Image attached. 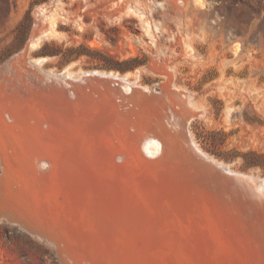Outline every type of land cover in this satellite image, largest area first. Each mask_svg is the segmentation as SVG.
<instances>
[{"label": "rangeland", "instance_id": "374dc122", "mask_svg": "<svg viewBox=\"0 0 264 264\" xmlns=\"http://www.w3.org/2000/svg\"><path fill=\"white\" fill-rule=\"evenodd\" d=\"M40 32L51 34L39 48L27 50L30 38ZM39 58L46 60L33 69L31 61ZM68 70L114 72L127 79L117 86L113 79L97 76L103 83L74 79L68 86L61 82ZM50 71L60 82L46 80L47 75L55 77ZM7 115H16V128ZM0 123L14 129L0 128V150L7 152L4 157L0 153V264H154L138 245L149 229L165 228L181 235L168 264H184L180 256L189 264L184 250L201 264H264V0H0ZM149 133L169 138L163 160L146 156L143 147ZM189 135L213 160L199 157L188 146ZM125 149L142 159L127 162L120 157ZM66 150H73L69 160L76 159L79 170L73 192L59 183L56 173L54 177L41 168L44 156L54 161L57 156L68 158ZM216 162L231 171L218 168ZM111 164L132 169V178L115 179ZM129 179L136 182L134 187ZM110 182L122 189L110 211L124 212L127 219L90 216L88 209L103 200L98 194ZM141 182L152 187L154 194L145 190L154 201ZM131 187L143 196L132 195ZM124 188L131 194H124ZM157 190L164 196H154ZM144 196L151 203L148 209ZM33 209L38 211L35 215ZM12 213L16 215L10 219ZM20 214L27 221L30 216L38 219L25 223ZM208 229L212 232L207 236ZM51 241L62 245L57 249Z\"/></svg>", "mask_w": 264, "mask_h": 264}, {"label": "bare ground", "instance_id": "6f19581e", "mask_svg": "<svg viewBox=\"0 0 264 264\" xmlns=\"http://www.w3.org/2000/svg\"><path fill=\"white\" fill-rule=\"evenodd\" d=\"M53 17V16H52ZM54 18V17H53ZM48 21H50V20H48ZM55 22V21H54ZM53 26V25H52ZM52 31H54V29H52ZM52 31H51V33H52ZM50 32H40L39 34H36V35H33L31 38H30V40H29V42H28V45H27V50H34V49H37V48H39V46L41 45V43H42V41L46 38L47 39V37H49L50 36V34H51ZM53 35H55V34H53ZM26 52V51H25ZM46 59L44 58H39V59H35V60H32L31 61V66H34V68L33 69H35V67H39V65L40 64H42V62H44ZM29 63V62H28ZM30 66V65H29ZM42 66V65H41ZM31 68V67H30ZM51 72V71H50ZM53 72V71H52ZM51 72V73H52ZM42 73H44V72H42ZM63 73H64V75H63ZM62 74H60L59 76L61 77L62 75V80H61V82H64V84H66V85H72L73 83H71V81H73L74 79H80L81 80V82H86L87 80H91V81H93L97 76H99V77H103V78H107V79H109V78H111V79H113L112 81L113 82H115V84H117V86H118V83H116V82H122L123 80H124V78H126V77H119V75L117 74H115L114 72L113 73H108L107 71L106 72H102V71H88V72H84V71H79V72H71V71H69L68 70V72H63ZM53 75L54 74H56V73H52ZM59 74V73H58ZM37 75V74H36ZM40 75V74H39ZM55 77H53V76H51V75H47V79L46 80H52L53 81V79L54 80H57V81H59L58 79H57V75H54ZM43 77V76H42ZM86 77H89L88 79L86 78ZM37 78H38V76H37ZM59 78V77H58ZM91 78V79H90ZM103 78H101V79H103ZM97 80H100V78L98 79V78H96ZM95 79V80H96ZM127 79V78H126ZM79 80V81H80ZM94 80V81H95ZM47 81V82H48ZM93 81V82H94ZM101 81V80H100ZM105 81V80H104ZM111 81V82H112ZM46 82V83H47ZM50 82V81H49ZM60 82V81H59ZM102 82V81H101ZM129 82H131V81H129ZM133 82V81H132ZM57 82H55V84H56ZM103 83V82H102ZM101 83V84H102ZM108 83V82H107ZM137 84V83H136ZM83 85V84H82ZM50 86H51V84H50ZM77 86V85H76ZM78 86H79V84H78ZM84 86V85H83ZM86 86V85H85ZM130 86H131V84H130ZM138 86V85H137ZM25 87V86H24ZM49 87V86H48ZM102 87V86H101ZM106 87V86H105ZM140 87V86H139ZM126 88V91H130L129 89L131 88H128V87H125ZM133 88V87H132ZM40 89V88H39ZM80 89V88H79ZM86 89V88H85ZM102 89V88H101ZM75 91V90H74ZM84 91V90H83ZM25 92V91H24ZM73 92V91H72ZM131 92V91H130ZM55 93V92H54ZM123 93V92H122ZM138 94V93H137ZM146 94V93H145ZM45 95V94H44ZM113 95V94H112ZM87 96V95H86ZM133 96V95H132ZM136 96V95H135ZM41 97V96H40ZM53 97V96H52ZM65 97L66 96H64V100H65ZM78 97V96H77ZM54 98V97H53ZM76 98V97H75ZM88 98H89V96H88ZM19 99V98H18ZM46 99V98H45ZM60 99V98H59ZM137 99V98H136ZM50 100V99H49ZM64 100H62L63 102H64ZM66 100H67V98H66ZM74 100V99H73ZM111 100V99H110ZM59 101V100H58ZM172 101V100H171ZM30 102V101H29ZM62 102V103H63ZM69 102H70V100H69ZM126 102V101H125ZM141 102V101H140ZM167 102H169V101H167ZM60 103H61V101H60ZM66 103H67V101H66ZM77 103V102H76ZM75 103V104H76ZM175 103V102H174ZM50 105H51V103H49ZM65 104V103H64ZM74 104V103H73ZM74 104V105H75ZM59 105V104H58ZM61 105V104H60ZM82 105V104H81ZM80 105V106H81ZM173 105V104H172ZM63 106V105H62ZM76 106V105H75ZM85 106H86V104H85ZM144 106V105H143ZM55 108H56V106H55ZM70 108V107H69ZM75 108V107H74ZM148 109V108H147ZM151 110V109H150ZM198 110V109H197ZM66 111V110H65ZM100 111V110H99ZM15 112V111H14ZM70 112V111H69ZM230 112V111H229ZM80 113V112H79ZM154 113V112H153ZM31 114V113H30ZM71 114H72V112H71ZM14 115V114H13ZM13 115L11 116V115H7V119H8V123H10V121L12 122V126L13 125H15V127L14 128H16V123H14L13 122V119H16V115L14 116V118H13ZM34 115H36V114H34ZM41 115V114H40ZM68 115V114H67ZM88 115V114H87ZM167 116V115H166ZM1 117H2V115H1ZM91 117H92V115H91ZM114 118H116V117H114ZM167 118V117H166ZM74 119H75V117H74ZM93 119V118H92ZM95 119H96V117H95ZM99 119V118H98ZM1 120H2V118H1ZM10 120V121H9ZM72 120H73V118H72ZM84 120H86V119H84ZM3 121H4V119H3ZM62 121V120H61ZM65 121H69L68 119L67 120H65ZM80 121V120H79ZM5 122V121H4ZM38 122V121H37ZM67 122H65V123H67ZM73 122H77V120L76 121H74L73 120ZM81 122V121H80ZM84 122V121H83ZM82 122V123H83ZM89 122V121H88ZM92 122V121H91ZM93 122H94V120H93ZM108 122V121H107ZM111 122V121H110ZM109 122V123H110ZM2 123V122H1ZM0 123V124H1ZM18 123H20V122H18ZM72 123V122H71ZM99 123V122H98ZM69 124H70V122H69ZM90 124V123H89ZM88 124V125H89ZM156 124V123H155ZM3 125V124H2ZM6 125H7V122H6ZM5 124L3 125V126H0V128L1 127H3V128H7V127H4V126H6ZM10 125V124H9ZM71 125V124H70ZM73 125V124H72ZM83 125H84V123H83ZM82 124H81V126H83ZM87 123H85V128L87 129ZM91 125V124H90ZM94 125V123L92 124V126ZM118 125V124H117ZM120 125V124H119ZM8 126V125H7ZM66 126H68L67 124H66ZM74 126V125H73ZM72 126V128H75V131H76V127H73ZM106 126H107V124H106ZM10 127V126H9ZM8 127V128H9ZM69 127V126H68ZM71 127V126H70ZM69 127V128H70ZM79 127V126H78ZM108 127H109V125H108ZM10 128H12V127H10ZM9 128V129H10ZM64 128V127H63ZM72 128H70V130H72ZM83 128V127H82ZM84 128V129H85ZM89 128H91V126L89 127ZM94 128V127H93ZM96 128V127H95ZM94 128V129H95ZM9 129H6L7 131L9 130ZM13 129V128H12ZM62 129V128H61ZM65 129H68V128H65ZM83 129V130H84ZM85 129V130H86ZM183 129V128H182ZM0 130H3V129H0ZM11 130V129H10ZM82 130V132H84ZM87 130H89V131H92V130H90V129H87ZM102 130V129H101ZM4 131V130H3ZM98 131V130H97ZM1 132V131H0ZM12 132H14V129L12 130ZM11 132V133H12ZM48 132V131H47ZM67 133L66 134H68V131H66ZM70 132V131H69ZM79 132V131H78ZM100 132V131H99ZM98 132V133H99ZM3 133V132H2ZM39 133H41V132H39ZM43 133V132H42ZM76 133V132H75ZM81 133V132H80ZM80 133H76L77 134V136H79V134ZM88 133V132H87ZM101 133V132H100ZM99 133V134H100ZM109 133V132H108ZM38 133H36V135H37ZM64 134V133H63ZM66 134H64V135H66ZM70 134V133H69ZM73 134V133H72ZM94 134H95V132L93 133V136H94ZM106 134V133H105ZM104 134V135H105ZM63 135V136H64ZM86 135V134H85ZM91 135H92V133H91ZM96 135V134H95ZM191 135V134H190ZM189 135V136H190ZM60 136V135H59ZM73 136V135H72ZM75 136V135H74ZM87 136V135H86ZM0 137H1V135H0ZM58 137V136H57ZM76 137V136H75ZM75 137H72V138H75ZM88 137H89V133H88ZM96 137H97V135H96ZM100 137H101V135H100ZM104 137V136H103ZM102 137V138H103ZM131 137V136H130ZM71 138V139H72ZM80 138H81V136H80ZM87 138V137H86ZM85 138V139H86ZM95 138V137H94ZM0 139H2V138H0ZM61 139V138H60ZM142 139V138H141ZM6 140H7V138H6ZM66 140V139H65ZM64 140V141H65ZM75 139H73V141H74ZM82 140V139H81ZM87 140H88V138H87ZM99 140V139H98ZM127 140V139H126ZM186 141H187V143H188V146H190L191 148H193L197 153H199L200 155H199V157L200 156H204V157H206V159H208V160H213L209 155H207L197 144H196V142H195V140L192 138V136H190L189 138L188 137H186V139H185ZM66 141H69L68 139L66 140ZM70 141H72V140H70ZM79 141V140H78ZM90 141V140H89ZM100 141V140H99ZM98 141V144L99 145H101L100 144V142ZM135 141V140H134ZM35 142V141H34ZM80 142V141H79ZM82 142V141H81ZM101 142H103V140L101 141ZM127 142V141H126ZM78 143V142H77ZM89 143V142H88ZM30 144V143H29ZM28 144V145H29ZM34 144V143H33ZM70 144H73V143H70ZM82 144V143H81ZM92 144V143H91ZM133 144H135L134 142H133ZM138 144V143H137ZM136 144V145H137ZM179 144V143H178ZM0 145H2V143H0ZM84 145H88V144H84ZM127 145V144H126ZM141 145V144H140ZM4 146V145H3ZM32 146V145H31ZM36 146V145H35ZM59 146V145H58ZM58 146H56V147H58ZM92 147H93V145H91ZM95 146H96V144H95ZM98 146V145H97ZM129 145H127V147H128ZM168 146H170V140H169V138H165L164 136H161V134L159 135V134H157V133H149V137H148V135H147V138L145 139V141H144V151H145V153L147 154L146 156H148V158L150 157V158H152V159H154L155 160V162L156 161H159V160H163V158L162 157H164V156H166V153L168 152ZM34 147V146H33ZM32 147V148H33ZM88 148L90 147V146H87ZM115 147V146H114ZM120 147V146H119ZM122 147V146H121ZM120 147V148H121ZM130 147V146H129ZM135 147V146H134ZM137 147H139V146H137ZM137 147L135 148V149H137ZM1 148H3V147H1ZM0 148V149H1ZM5 148V147H4ZM37 148V147H36ZM40 148V147H39ZM53 148H55V147H53ZM59 148H61L62 149V146L60 147L59 146ZM69 148V147H68ZM91 148V147H90ZM119 148V149H120ZM57 149V148H56ZM72 149V148H71ZM74 149V148H73ZM78 149V148H77ZM108 149V148H107ZM122 149V148H121ZM139 149V148H138ZM137 149V150H138ZM33 150H35V148L33 149ZM37 150V149H36ZM54 150V152H55V149H53ZM63 150V149H62ZM84 150V149H83ZM88 150V149H87ZM43 151V150H42ZM47 151H49L48 149H47ZM57 151V150H56ZM60 151V153L61 152H64L65 153V151L63 150V151H61V150H59ZM69 151V150H68ZM67 150H66V152H67V156H68V158L66 157V158H63L62 159V156H57L58 157V160H56V161H54L55 159H52V157H50V159L49 158H47V156H48V152L46 153L45 151H43V153L45 152L46 153V155L47 156H44L46 159H44V160H42L41 161V168H43V170H46V172L47 173H52V175H54V177H55V173H56V175H58L59 176V178L61 179H58V180H60L61 182H59V183H62L63 182V184L67 187V189H68V192H71L72 191V188H73V186H74V183H76L75 182V179L78 177L77 175H78V171L79 170H77L76 169V164H75V162H76V159H74L73 161H71V159L69 160V156L73 153V150L71 151L72 153H70V151L68 152ZM82 151V150H81ZM120 151H122V150H120ZM3 152H6L5 150L4 151H2V153H1V150H0V153L2 154V156L4 157V155H3ZM32 152V151H31ZM51 152H53V151H50L49 153H51ZM58 152V151H57ZM89 152V151H88ZM7 153V152H6ZM33 153V152H32ZM39 153H41V152H39ZM42 153V154H43ZM44 153V154H45ZM59 153V154H60ZM95 153V152H94ZM122 153V154H121ZM120 154V157H122V158H125L126 159V161L127 162H134V161H138V159H142V157H140L139 155H137L138 153L136 152V154H134L135 152H133V151H131V150H127V149H125V150H123L122 152H121ZM140 153V152H139ZM55 154V156H56V153H54ZM58 154V155H59ZM66 154V153H65ZM83 154H88L89 155V153H86V152H84ZM118 154V153H117ZM116 154V155H117ZM7 155V154H6ZM13 155V154H12ZM11 155V156H12ZM61 155V154H60ZM74 156H75V154H73ZM114 155L115 154H113V157H114ZM33 156V155H32ZM55 156H54V158H55ZM109 156V155H108ZM119 156V155H118ZM178 156V155H177ZM7 157V156H6ZM40 157V156H39ZM61 157V158H60ZM2 157H1V155H0V159H1ZM8 158V157H7ZM12 158H14L13 156H12ZM34 157H32V159H33ZM38 158V157H37ZM36 158V159H37ZM43 158V157H42ZM90 158V157H89ZM121 158V159H122ZM198 158V157H197ZM6 159V158H5ZM9 159H10V156H9ZM8 159V160H9ZM52 159V160H51ZM57 159V158H56ZM93 159H95V158H93ZM109 159V158H108ZM111 159H115V158H111ZM111 159H109V161L111 160ZM201 159H203V158H201ZM2 160H3V158H2ZM7 160V161H8ZM12 160V159H11ZM35 160V159H34ZM147 160V159H146ZM145 160V161H146ZM183 160V159H182ZM181 160V161H182ZM7 161L5 160V162L7 163ZM40 161V160H39ZM118 161V160H117ZM117 161H111V162H117ZM188 161V160H187ZM186 161V162H187ZM17 162V161H16ZM23 163H24V161H22ZM90 162V161H89ZM94 162V161H93ZM122 162V161H121ZM144 162V161H143ZM152 162H154V161H152ZM10 163V162H9ZM39 163V162H38ZM37 163V164H38ZM107 163H108V161H107ZM118 163H120V162H118ZM122 163H124V162H122ZM121 163V164H122ZM145 163V162H144ZM147 163V162H146ZM161 163V162H160ZM159 163V164H160ZM162 163H164V161L162 162ZM8 164V163H7ZM16 164V163H15ZM91 164V163H90ZM125 164H127L126 162H125ZM133 164V163H132ZM131 164V165H132ZM18 165V164H17ZM125 166V165H124ZM134 166V165H133ZM140 166V165H139ZM143 166V165H142ZM148 166H150V165H148ZM216 166H218V168H223V169H225V170H229V171H231L229 168H228V166L227 165H224L223 163H219V162H216ZM33 167V166H32ZM90 167H91V165H90ZM93 167V166H92ZM108 167V166H107ZM109 167L111 168L110 170H111V172H112V175L114 176V178L115 179H123L124 178V175L125 176H129V177H131L132 178V176H130L131 174H129L131 171H132V169H130L131 171L129 172V169H124V168H122L121 167V165H120V167H117L115 164H111V165H109ZM145 167V166H144ZM151 168V167H150ZM153 168V167H152ZM214 168V167H213ZM217 168V167H216ZM36 169L38 170L39 168L37 167V165H36ZM109 168H107V170H108ZM36 170V171H37ZM95 170H97V169H95ZM149 170V169H148ZM152 170V169H151ZM154 170V169H153ZM39 171H40V169H39ZM100 171V170H99ZM145 171V170H144ZM38 172V171H37ZM45 172V173H46ZM95 172H98V171H95ZM101 172V171H100ZM153 172V171H152ZM5 173H7V172H5ZM40 172H38V174H39ZM44 173V172H43ZM42 172H41V176H42V174H43ZM136 173V172H135ZM154 173V172H153ZM152 173V174H153ZM36 174V173H35ZM102 174V173H101ZM151 174V175H152ZM215 174V173H214ZM44 175V174H43ZM48 175L49 174H45V176H47L48 177ZM89 175V174H88ZM138 175V174H137ZM142 175V174H141ZM236 175V174H235ZM237 175H239V174H237ZM37 176H40V175H37ZM85 176V175H84ZM103 176V175H102ZM107 176V175H106ZM112 176V177H113ZM198 176V175H197ZM211 176V175H210ZM44 177V176H43ZM49 177H50V175H49ZM52 178H51V184H52V180H54V178H53V176H51ZM57 177V176H56ZM82 177V176H81ZM81 177H79V178H81ZM90 177H92V176H86L85 178H90ZM97 177V176H96ZM160 177V176H159ZM201 177V176H200ZM204 177V176H203ZM40 178V177H39ZM38 178V179H39ZM46 178V177H45ZM44 178V179H45ZM58 178V177H57ZM100 178V177H99ZM114 178L112 179V180H114ZM127 178V177H126ZM125 178V179H126ZM143 178H145V177H143ZM151 178V177H150ZM154 178V177H153ZM158 178V177H157ZM202 178V177H201ZM50 179V178H49ZM48 179V180H49ZM56 179V178H55ZM82 179V178H81ZM125 179H123V180H125ZM135 179H138V177L137 178H135ZM134 178H133V180L132 181H134L135 180ZM139 179H141V178H139ZM139 179L137 180V181H139ZM146 180H147V177L145 178ZM145 179H142V180H144V182L146 181ZM40 180H41V178H40ZM46 181H48L47 179H45ZM44 180V181H45ZM89 179H87V181H88ZM150 180V179H149ZM148 180V181H149ZM43 181V180H42ZM46 181H45V183H46ZM90 181V180H89ZM128 181H130L131 183H132V185L134 184V183H136V182H132L130 179L128 180ZM136 181V180H135ZM141 181V180H140ZM139 181V182H140ZM147 181V182H148ZM208 181V180H207ZM56 182V181H55ZM57 182V183H58ZM122 182V181H121ZM125 182H127V181H125ZM217 182V181H216ZM222 182V181H221ZM234 182V181H233ZM49 183L50 182H47L46 184L47 185H49ZM77 183H78V180H77ZM86 183V182H85ZM111 183V182H110ZM123 183V182H122ZM121 183V184H122ZM130 183V184H131ZM138 183V182H137ZM142 183V182H141ZM146 183V182H145ZM145 183H142V184H145ZM257 183V182H256ZM55 184V183H54ZM54 184H53V186H54ZM63 184H60V186L61 185H63ZM88 184V183H87ZM100 184L102 185L103 183L102 182H100ZM108 184V183H107ZM130 184H129V187H130ZM148 185L147 186H149L150 187V185H149V183H147ZM240 184V183H239ZM46 185V186H47ZM56 185V184H55ZM58 185V184H57ZM89 185V184H88ZM128 185V184H127ZM136 185V184H135ZM140 185V184H139ZM79 186V185H78ZM92 186V185H91ZM108 186V185H107ZM123 186H125V185H122V187ZM138 186V185H137ZM144 186V185H143ZM146 186V184H145V187H144V191H143V188H141V187H139V188H141L142 190H140V189H136V191H135V188H133L134 187V185H133V187H131L130 189L131 190H129L130 192L132 191V188H133V191H132V195H134L133 193L135 192V195L138 197V195L140 194V192H139V190L140 191H143V192H145L146 193V195L149 197V199H150V201L151 200H153V199H151L150 198V196H149V193H147L146 192V188H147V191L149 192V191H151L152 192V187H150V189L151 190H149V187H147ZM214 186V185H213ZM17 187V186H16ZM62 187V186H61ZM76 187V186H75ZM88 187V186H87ZM103 187V190H102V192H99V198L100 199H103L102 201H98L97 203H98V205L100 206L98 209H97V206L94 208L91 204H95V203H92V201L91 202H87L88 204L90 203V205H91V207H90V209H88L89 210V212H90V216L91 217H95V218H98L97 220H101V219H103L104 218V216L105 215H107L109 218H111V219H113V220H118V219H120V220H122L123 218L124 219H127V218H129V216L126 214V213H124L123 212V214H112L111 213V211H110V208H112V207H115L116 206V200L115 199H118V197H119V188L117 189V187L115 188L114 186H113V183H111V186H109V187H104V186H102ZM128 186H126V188H127ZM210 187V186H209ZM240 187V186H239ZM60 188V187H59ZM63 188V187H62ZM126 188H124L125 190H124V194L126 193V194H128L127 192H125V191H128ZM261 188V187H260ZM259 188V189H260ZM66 189V188H65ZM90 189V188H89ZM94 189V188H93ZM93 189L91 188V190L89 191V192H91V191H93ZM77 190V189H76ZM222 190V189H221ZM229 190V189H228ZM67 191V190H66ZM121 191H122V189H121ZM120 191V192H121ZM128 191V192H129ZM73 192V191H72ZM79 192V191H78ZM97 191H95V193H96ZM129 192V194H131ZM137 192H139V193H137ZM160 191L159 190H157V191H155V193H158V194H156V195H154V196H161L160 194L161 193H159ZM254 192V191H253ZM82 193V192H81ZM153 193V192H152ZM163 193V192H162ZM167 193V192H166ZM29 194V193H28ZM128 194V195H129ZM154 194V193H153ZM206 194V193H205ZM90 195H91V193H90ZM131 195V196H132ZM134 195V196H135ZM167 195V194H166ZM140 197H142L143 196V193H142V196L141 195H139ZM162 196H164V195H162ZM161 196V197H162ZM86 197V196H85ZM87 197H88V194H87ZM148 197L146 198L145 196L143 197L144 199H143V206H145V208H149V204H151L149 201H147V199H148ZM238 197V196H237ZM81 198H82V196H81ZM90 198H92V197H90ZM130 200H132L130 197H128ZM134 198V197H133ZM158 199H159V197H157ZM211 198H213V197H211ZM54 199V198H53ZM64 199V198H63ZM121 199V198H120ZM214 199V198H213ZM217 199V198H216ZM225 199V198H224ZM66 200V199H65ZM72 200H73V198H72ZM75 200V199H74ZM78 200V199H77ZM76 200V201H77ZM138 200V199H137ZM137 200H136V198H135V201H134V203L136 204V202H137ZM160 200H162L161 198H160ZM164 200V199H163ZM168 200V199H167ZM243 200H244V198H243ZM12 201V199L10 200V202ZM63 201V200H62ZM81 201V200H80ZM85 201V200H84ZM139 201H140V199H139ZM154 201V200H153ZM165 201V200H164ZM258 201V200H257ZM9 202V203H10ZM33 202H36V201H33ZM38 203H40L39 201H37ZM55 202V201H54ZM58 201H56V203H57ZM65 202V201H64ZM128 202H130L129 200H128ZM162 202V201H161ZM186 202V201H185ZM13 203V202H12ZM15 203V202H14ZM20 203V202H19ZM37 203V204H38ZM51 202H49V204H50ZM52 203H53V200H52ZM96 203V204H97ZM131 203V202H130ZM133 202H132V204H134ZM164 203V202H163ZM165 203H167V202H165ZM219 203H220V201H219ZM30 204H32V203H30ZM34 204L35 203H33V205L31 206V208L33 207V208H35V206H34ZM36 204V205H37ZM44 204V203H43ZM46 204H48V203H46ZM68 204V203H67ZM70 205H68L67 207H68V209H69V206H72L71 204V202L69 203ZM95 204V205H96ZM170 204L172 205V203L170 202ZM175 202H173V205L175 206ZM184 204H186V203H184ZM242 204V203H241ZM16 205V204H15ZM14 204L12 205V206H15ZM21 204H19V207H21L20 206ZM28 205V204H27ZM53 206L55 205V204H52ZM51 205V206H52ZM131 205V204H130ZM137 205H138V203H137ZM168 205H169V203H168ZM178 205H180V203L178 204ZM190 205V204H189ZM18 206V205H17ZM26 206V205H25ZM25 206H24V209H25ZM29 206V205H28ZM27 206V207H28ZM38 206V205H37ZM43 206V205H42ZM44 206H48V205H45L44 204ZM43 206V207H44ZM50 206V205H49ZM127 206H129V205H127ZM132 206H134V205H132ZM132 206H130L129 208H131L132 209ZM140 206V205H139ZM137 206L138 208H140V207H142V206ZM188 205H186V206H184V207H187ZM202 206H203V204H202ZM210 206H212V205H210ZM220 206V205H219ZM41 207V206H40ZM39 207V208H40ZM43 207L41 208V210H43ZM55 207V206H54ZM65 207V206H64ZM85 207H86V205H85ZM125 207V206H124ZM171 207H173V206H171ZM178 207H180V206H178ZM196 207V206H195ZM15 208H17V207H15ZM22 208H23V206H22ZM37 208V207H36ZM46 208H50V207H46ZM63 208V207H62ZM128 208V209H129ZM137 208V209H138ZM169 208V207H168ZM176 208V207H175ZM180 208H182V206L180 207ZM189 208H191L190 206H189ZM187 209L186 211H188V210H190V209ZM197 208H198V206H197ZM8 209V208H7ZM27 209V208H26ZM30 209V208H29ZM29 209H28V211H29ZM38 209V208H37ZM51 209H52V207H51ZM97 209V210H96ZM144 209V208H143ZM172 209V208H171ZM177 209V208H176ZM196 209V208H195ZM207 209V208H206ZM23 210V209H22ZM35 209H33L32 211H34ZM39 210V209H38ZM41 210L39 211V213L41 212ZM47 210V209H46ZM45 210V211H46ZM140 210V209H139ZM138 210V211H139ZM146 210V209H145ZM175 210V209H174ZM179 210V209H178ZM181 210V209H180ZM182 210H183V208H182ZM240 210V209H239ZM15 211V210H14ZM21 211V210H20ZM31 211V210H30ZM44 211V210H43ZM133 211H136V210H133ZM138 211H136V212H138ZM141 211H143V210H141ZM183 211H185V210H183ZM201 211V210H200ZM207 212H208V210H206ZM218 211V210H217ZM220 211V210H219ZM11 212V211H10ZM24 212V211H23ZM22 211H21V213H23ZM25 212H27V211H25ZM35 212H38V211H34V212H32V215H35L34 213ZM132 212V211H131ZM147 212V211H146ZM181 212V211H180ZM193 212V211H192ZM191 212V213H192ZM205 212V211H204ZM206 212V213H207ZM221 212V211H220ZM15 213H16V211H15ZM13 214L12 213V216H10V219H11V217H13V215H16V214ZM28 213V212H27ZM27 213H25V214H27ZM43 213L44 212H41L40 214L41 215H43ZM46 213V212H45ZM45 213H44V216H45ZM144 213H145V211H144ZM149 213V212H148ZM165 213V212H164ZM177 212H175V214H176ZM183 213V212H182ZM187 213H189V212H186L185 214H187ZM40 214H38V215H40ZM134 214V213H133ZM136 214V213H135ZM203 214V213H202ZM256 214V213H255ZM20 215H22V217L23 216H25V218H26V215H23V214H20ZM29 215V214H28ZM149 215V214H148ZM194 215V214H193ZM205 215V214H204ZM179 216V215H178ZM181 216H182V214H181ZM188 216H189V214H188ZM212 216V215H211ZM37 217V215L36 216H34V217H31L30 216V219H32V218H34V219H38V218H36ZM43 217V216H42ZM42 217H40L39 216V219L40 220H42L41 218ZM46 217H48V215L46 214ZM45 217V219H47V221H48V218H46ZM187 217V216H186ZM193 217V216H192ZM219 217V216H218ZM217 217V218H218ZM230 217V216H229ZM14 218V217H13ZM21 218V217H20ZM166 218V217H165ZM171 218V217H170ZM177 218V217H176ZM191 217L189 216V218L188 219H190ZM197 218V217H196ZM202 218V217H201ZM216 218V217H215ZM23 219H24V217H23ZM30 219L28 218V221H30ZM150 219V218H149ZM226 219V218H225ZM256 219V218H255ZM26 220V221H25ZM24 220V222L26 223V222H28L27 221V218ZM146 220V219H145ZM158 220V219H157ZM160 220V219H159ZM172 220V219H171ZM191 220H192V218H191ZM194 220H197V219H194ZM193 220V221H194ZM151 221V220H150ZM177 221H178V219H177ZM180 221V220H179ZM202 221V220H201ZM14 222V221H13ZM15 222L17 223V221L15 220ZM19 222V221H18ZM34 222V221H33ZM148 222H149V220H148ZM154 222H157L156 220L154 221ZM181 222V221H180ZM183 222H184V220H183ZM182 222V223H183ZM187 222V221H186ZM198 222V221H197ZM199 222H200V219H199ZM203 222V221H202ZM93 223V222H92ZM147 223V222H146ZM181 223V224H182ZM190 223V222H189ZM194 223H195V221H194ZM193 223V224H194ZM19 224H20V222H19ZM68 224V223H67ZM98 224H99V222H98ZM100 224H102V222L100 223ZM104 224V223H103ZM157 224V223H156ZM173 224L175 225V223L173 222ZM184 224V223H183ZM199 224V223H198ZM197 224V225H198ZM25 225H27V224H25ZM25 225H23V226H25ZM31 225V224H30ZM33 226H34V224H32ZM150 225V224H149ZM172 225V224H171ZM189 225V224H188ZM188 225H186L187 227H188ZM201 225V224H200ZM234 225V224H233ZM156 226V225H155ZM179 226V225H178ZM191 226V225H190ZM201 226H203V224L201 225ZM21 227V226H20ZM37 227V226H36ZM197 227H199V226H197ZM212 227V226H211ZM26 228H27V226H26ZM32 228V227H31ZM30 228V229H31ZM35 228V227H34ZM40 228V227H39ZM42 228V227H41ZM58 228V227H57ZM153 228V227H152ZM165 228V227H164ZM180 228V227H179ZM181 228H182V226H181ZM28 229V228H27ZM36 229V228H35ZM155 229H156V227H155ZM173 229V228H172ZM176 229H178V228H176ZM199 229H203V228H199ZM223 229V228H222ZM33 230V229H32ZM40 230V229H39ZM61 230V229H60ZM104 230V229H103ZM183 230V229H182ZM189 230H190V228H189ZM196 230V229H195ZM207 230V229H206ZM206 230H204V231H206ZM30 231V230H29ZM175 231V230H174ZM198 231H200V230H198ZM203 231V232H204ZM209 231H210V229H208V232H207V234H206V232H205V234L208 236V233H209ZM251 231V230H250ZM46 232H47V230H46ZM50 232H51V230H50ZM186 232H187V230H186ZM197 232V231H196ZM210 232H212V231H210ZM42 233V232H41ZM48 233V232H47ZM55 233V232H54ZM59 233H61V232H59ZM144 233V232H143ZM178 233V232H177ZM176 233V234H177ZM179 233H180V231H179ZM178 233V234H179ZM185 233V232H184ZM183 233V234H184ZM193 233H194V231H193ZM202 233V232H201ZM43 234V233H42ZM200 233H198V235H199ZM203 234V233H202ZM210 234H212V233H210ZM209 234V235H210ZM214 234V233H213ZM213 234H212V237H213ZM241 234V233H240ZM43 235H45V234H43ZM63 235H64V233H63ZM191 235V234H190ZM206 235H204V236H206ZM263 235V234H262ZM49 236H50V234H49ZM54 236V235H53ZM52 236V237H53ZM84 236V235H83ZM101 236H105V234H102ZM141 236V235H140ZM176 236H178V235H176ZM175 236V234L173 233V232H171L168 228L166 229H164V230H152V229H149V231H148V233H147V236L140 242V245H138V247L140 246V250L142 251V253H144V254H148V255H150L151 257H152V259L155 261L154 262V264H168L166 261L168 260V262H169V260H170V258L169 257H171V252L170 251H172L173 250V248H174V250H175V248L176 249H178V247H177V245H176V240H178V238L181 236H179V237H176ZM211 236V235H210ZM48 237V236H47ZM57 237V236H56ZM66 237V236H65ZM71 237V236H70ZM216 237V236H215ZM215 237H213L214 239H215ZM246 237V236H245ZM64 238V237H63ZM198 238V237H197ZM209 238V237H208ZM211 238V237H210ZM47 239H49V237L47 238ZM53 239V238H52ZM139 239V238H138ZM180 239V238H179ZM194 239V238H193ZM212 239V238H211ZM60 240V239H59ZM58 240V241H59ZM199 240V239H198ZM216 240V239H215ZM242 240V239H241ZM65 241V240H64ZM206 241H208V239L206 240ZM213 241V240H212ZM51 242H54V241H51ZM61 242V241H60ZM72 242H74V241H72ZM136 242H137V240H136ZM193 242H195L194 240H193ZM210 242H211V240H210ZM217 242V241H216ZM59 243V242H58ZM178 243V242H177ZM197 243H199V242H197ZM202 243H204V242H202ZM201 243V244H202ZM209 243V242H208ZM119 244V243H118ZM132 244V243H131ZM135 244V243H134ZM189 244V243H188ZM205 244V243H204ZM216 244V243H215ZM54 245H55V247L57 248V249H59V247L62 245H60L59 246V244H57L56 242H54ZM65 246H66V244H64ZM176 245V246H175ZM191 245H192V243H191ZM190 245V246H191ZM208 245V244H207ZM180 246H181V244H180ZM196 246V245H195ZM209 246V245H208ZM211 246V245H210ZM209 246V247H210ZM229 246V245H228ZM131 247V246H130ZM137 247V246H136ZM137 247V248H138ZM200 247H202V245L200 246ZM208 247V248H209ZM213 247V246H212ZM64 248V247H63ZM128 248V247H127ZM198 248H199V246H198ZM203 248V247H202ZM68 249H70V248H68ZM68 249H65V250H68ZM125 249V248H124ZM181 249L183 250L184 249V247H181ZM200 249V248H199ZM213 249V252L214 253H218L219 251H217L216 249H214V248H212ZM211 249V250H212ZM71 250V249H70ZM219 250V249H218ZM139 251V250H138ZM201 251H203V250H201ZM216 251V252H215ZM257 251H259V250H257ZM195 252H197L196 250H195ZM206 252V251H205ZM208 252H210V251H208ZM62 253V252H61ZM140 253V252H139ZM184 253L186 254V256H187V260H189V264H194V262H195V264H196V262H197V264H201L199 261H197L196 259H194L189 253H187L185 250H184ZM216 253V254H217ZM195 254V253H194ZM206 254V253H205ZM219 254V253H218ZM71 255V254H70ZM69 255V256H70ZM132 255H135V253H132ZM63 256V255H62ZM183 256V255H182ZM195 256V255H194ZM199 256V255H198ZM210 256V255H209ZM208 257V256H207ZM213 257H215V256H213ZM69 258H72V257H69ZM165 258H167V259H165ZM183 258H185L184 256H183ZM181 256H180V258L178 259V260H181L184 264H188V263H186L185 261H184V259H183ZM198 258V257H197ZM62 259V258H61ZM68 259V258H67ZM199 259H201L200 257H199ZM205 259V258H204ZM207 259V258H206ZM210 259V258H209ZM215 259V258H214ZM214 259L212 258V256H211V261L213 262L214 261ZM130 260V259H129ZM148 260V259H147ZM152 260V261H153ZM174 260V259H173ZM177 260V259H176ZM63 261V260H62ZM136 261H138V260H134V262H135V264H147V263H145V262H142V261H138V263H136ZM67 262V261H66ZM84 262V261H83ZM68 263V262H67ZM79 263V262H78ZM121 263V262H120ZM175 263V262H174ZM84 264V263H83ZM88 264V263H87ZM179 264V263H178ZM213 264V263H212Z\"/></svg>", "mask_w": 264, "mask_h": 264}]
</instances>
